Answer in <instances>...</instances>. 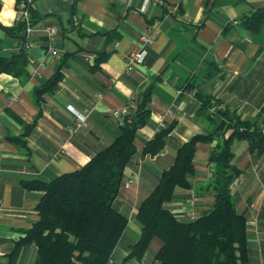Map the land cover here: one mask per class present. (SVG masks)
Listing matches in <instances>:
<instances>
[{"label": "crops", "instance_id": "obj_1", "mask_svg": "<svg viewBox=\"0 0 264 264\" xmlns=\"http://www.w3.org/2000/svg\"><path fill=\"white\" fill-rule=\"evenodd\" d=\"M3 5L0 0V10ZM16 5L14 0L17 15ZM263 5L264 0H35L25 75L0 73V264H38L34 245L14 251L38 219L35 206L41 196L21 181H50L81 168L118 135L124 113L115 116L114 110L129 112L146 92L147 122L136 131V154L113 201L127 222L106 264H157L154 254L162 241L156 236L141 257L124 259L140 236L137 211L179 146L214 128L198 97L189 88L180 94L177 89L197 85L217 108L264 127V21L257 30L241 23ZM50 25L57 29L56 56L47 52L44 29ZM151 32L154 42L144 47L142 63L127 71L125 57ZM18 42L0 27L1 55H10ZM55 76L50 88L35 93ZM85 109L86 125L78 126L74 112ZM160 123L172 126L162 149L142 153ZM215 143H196L189 185L176 186L164 203L181 220L201 214L214 201L205 185ZM231 148L241 170L231 195L247 218L249 264H264V153L250 152L245 140Z\"/></svg>", "mask_w": 264, "mask_h": 264}, {"label": "trees", "instance_id": "obj_2", "mask_svg": "<svg viewBox=\"0 0 264 264\" xmlns=\"http://www.w3.org/2000/svg\"><path fill=\"white\" fill-rule=\"evenodd\" d=\"M30 21H33L32 7ZM264 21V5L251 10L241 23L257 30ZM24 20L11 27L1 26L7 34L23 40ZM103 57L101 56V59ZM27 50L19 45L10 55L0 54V73L22 77L26 72ZM53 80L35 90L50 88ZM197 96L201 109L207 110L214 128L208 134H195L176 151L173 163L162 170L152 191L142 201L136 217L140 236L130 247L125 260L139 258L149 240L156 236L162 241L154 254L157 264H249L247 218L236 210L231 195V183L241 170L233 163L231 145L245 140L250 152L264 153L261 128L240 120L235 112L216 108L217 101L199 91L192 83L181 86ZM194 90V91H193ZM149 93L122 117L118 135L104 149L95 153L81 168L63 173L50 181L23 180L28 190L41 192L35 206L38 219L15 244L34 245L38 264H106L127 222L125 215L113 206L122 182L123 171L136 154L134 138L139 127L147 122ZM36 118L28 128L34 126ZM172 126L166 125L146 141L142 153L157 154L163 147ZM216 143L208 156L211 177L206 189L214 194L212 205L195 219L181 220L164 203L173 196L176 186L187 187V177L194 172L193 155L197 142Z\"/></svg>", "mask_w": 264, "mask_h": 264}, {"label": "built area", "instance_id": "obj_3", "mask_svg": "<svg viewBox=\"0 0 264 264\" xmlns=\"http://www.w3.org/2000/svg\"><path fill=\"white\" fill-rule=\"evenodd\" d=\"M35 0H17V15H16V20H24V26L22 28V33H23V40H19L18 46L21 45L28 50L31 46V41H30V33L32 31V22L30 21V8L32 7V4ZM148 0H145L147 2ZM156 2L162 3V0H154ZM236 23V22H234ZM44 31L46 32L45 34L47 35V52L51 56H56L58 51L56 47L54 46L53 39L55 34L57 33V29L55 26H46ZM154 42V37L153 33L151 32L150 34H147V36H143L141 38V47H139L136 50L131 51L126 57H125V69L127 71L133 70L135 67H137L139 64L142 63L144 54H145V46L152 45ZM17 46V47H18ZM194 91V90H193ZM181 89H177V94L182 93ZM217 108V106H212L210 108V111H213ZM88 111L85 109L83 112H77L75 111L74 114L76 116L77 120V125L78 126H85L86 125V115ZM114 115L115 116H120L123 113L126 114V110H123V112L119 110H114ZM169 114L171 113L170 111L168 112ZM123 114V115H124ZM166 124L160 123L157 131L161 128H164ZM73 129H69V132H73ZM261 132L264 134V127L261 128ZM170 133V132H169ZM189 219H195L197 217V214L195 213H189L187 215Z\"/></svg>", "mask_w": 264, "mask_h": 264}, {"label": "clouds", "instance_id": "obj_4", "mask_svg": "<svg viewBox=\"0 0 264 264\" xmlns=\"http://www.w3.org/2000/svg\"><path fill=\"white\" fill-rule=\"evenodd\" d=\"M14 0H4L3 9L0 10V24L11 27L16 18V12L13 11Z\"/></svg>", "mask_w": 264, "mask_h": 264}]
</instances>
